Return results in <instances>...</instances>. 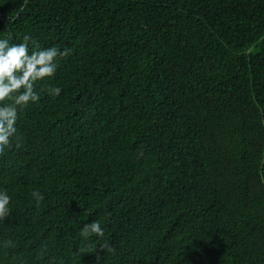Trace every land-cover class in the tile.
Masks as SVG:
<instances>
[{"label": "trees", "instance_id": "16d2710c", "mask_svg": "<svg viewBox=\"0 0 264 264\" xmlns=\"http://www.w3.org/2000/svg\"><path fill=\"white\" fill-rule=\"evenodd\" d=\"M0 32L71 50L0 155V264H264V0H0Z\"/></svg>", "mask_w": 264, "mask_h": 264}, {"label": "clouds", "instance_id": "9594fccd", "mask_svg": "<svg viewBox=\"0 0 264 264\" xmlns=\"http://www.w3.org/2000/svg\"><path fill=\"white\" fill-rule=\"evenodd\" d=\"M11 40V35L0 32V155L12 146L14 139H18L17 122L22 110L41 100V92L36 89V83L54 78L60 60L71 51L67 48L61 50L59 45L41 47L31 35H25L20 43H11ZM47 91L50 96L58 97L62 88L50 86ZM32 197L37 206L44 199L39 190H33ZM11 201L9 191L0 188V220L10 215ZM104 234L105 229L99 221H92L82 229L85 239L93 235L103 238ZM4 246L11 247L13 242L5 241ZM102 247L109 253L115 252L107 244Z\"/></svg>", "mask_w": 264, "mask_h": 264}]
</instances>
